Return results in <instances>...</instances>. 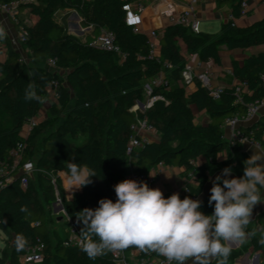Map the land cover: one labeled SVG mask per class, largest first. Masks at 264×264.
<instances>
[{
  "label": "trees",
  "instance_id": "1",
  "mask_svg": "<svg viewBox=\"0 0 264 264\" xmlns=\"http://www.w3.org/2000/svg\"><path fill=\"white\" fill-rule=\"evenodd\" d=\"M237 1L232 13L235 18L242 15L241 0ZM121 5V0H26L20 9H30L33 23L26 26L27 39L23 47L31 51L35 63L21 61V54L9 37L3 41L7 55L0 61V160H9L11 149L24 141L27 144L25 160L32 161L37 150L34 131L40 133L42 153L36 163L40 186L31 177L28 187L23 189L17 178L0 190V228L8 236L0 264H20L21 256L38 237L46 244L40 264H116L112 253L90 260L81 247L65 245L67 226L58 228L54 232L56 240L52 239L47 230V206L55 207L58 199L53 177H56L66 213L76 219L75 214L83 208H97L100 199L115 202L114 185L134 179L133 171H150L160 161L168 165L183 164L184 175L196 169L198 183L191 187L189 195L179 194L181 199L199 197L210 172L231 166L238 178L244 174L243 162L250 155L240 145L230 146L224 137L223 125L227 117L243 113L247 103L264 96V51L250 55L242 64L233 62L235 77L248 86V91L242 94L243 103H236L234 86L225 87L218 100L200 81H194L195 88L188 92L182 75L186 63L184 51L196 55L202 62L219 63L224 45L243 50L264 45V20L240 27L234 26L230 19L216 34H194L182 25L168 26L160 38L161 57L157 60L149 57L148 36L135 33L133 27L126 24ZM66 8L76 9L83 23L94 27L96 35L81 40L70 33L56 19V13ZM103 28L115 32L116 41L126 55L124 59L89 46L90 40ZM49 59L56 60V68L47 67ZM166 62L170 67L164 66ZM60 69L66 71L69 85L64 84ZM161 72L166 75L169 87L154 86L152 96L161 95L164 99L156 100L150 108L135 109L139 102L145 101V83ZM55 79L61 82L60 97L51 103L46 120L25 137L22 129L26 121L36 116L43 106V103L24 99L27 84L34 82L45 100L48 87ZM194 108L209 114L210 121L197 123ZM145 117L154 124L160 138L145 143L129 156L127 148L133 135L132 126ZM244 131L262 146L264 117ZM223 152H227L228 158L220 160ZM191 159L199 161L198 164L191 165ZM66 161L87 164L97 174L92 177V184L75 192L71 202L66 201L65 186L59 174L67 171ZM210 195L211 192L200 208L206 215L214 211V204H208ZM24 205L28 213L20 212ZM257 220L264 228V211ZM16 234H23L28 242L20 252L13 243ZM258 240L255 236L244 247L260 252L264 247ZM245 248L232 250L229 260L238 264L236 258Z\"/></svg>",
  "mask_w": 264,
  "mask_h": 264
},
{
  "label": "clouds",
  "instance_id": "2",
  "mask_svg": "<svg viewBox=\"0 0 264 264\" xmlns=\"http://www.w3.org/2000/svg\"><path fill=\"white\" fill-rule=\"evenodd\" d=\"M7 38L6 25L0 23V41ZM24 99L44 102L34 82L27 84ZM243 163L242 177L228 178L233 171L229 166L212 181L208 200L210 206L214 204L211 215L200 211L199 199H181L179 193L165 198L161 189L134 179L117 183L115 202L103 198L97 208L85 207L75 214L77 223L83 224L81 250L90 260L135 248L145 254L156 253L164 258V264H229L233 245H243L257 235L249 225L253 209L264 202V150L259 149ZM65 164L67 171L60 175L69 192L92 184V177L97 176L87 164ZM20 212L28 213L27 206H21ZM259 232L258 243L264 245V228ZM13 243L20 252L28 242L23 234H16Z\"/></svg>",
  "mask_w": 264,
  "mask_h": 264
},
{
  "label": "built area",
  "instance_id": "3",
  "mask_svg": "<svg viewBox=\"0 0 264 264\" xmlns=\"http://www.w3.org/2000/svg\"><path fill=\"white\" fill-rule=\"evenodd\" d=\"M26 0H16L11 2L0 1V13L5 14L8 18L19 26V33L17 36H8L11 43L20 52L23 42L27 39L26 25H22L21 14L23 11L20 9L22 2ZM209 0H121L122 10L126 14V24L133 27L135 33H145L149 38V57L160 60V38L164 29L171 25H182L188 28L192 33L199 34L201 31V19L199 15V5ZM247 3L243 2L242 15L246 12ZM233 25L235 24V17L230 16ZM0 23L4 24L0 17ZM3 41H0V45ZM89 46L101 49L106 52H112L119 55L121 59L125 58V53L122 47L116 41V34L108 28H103L99 34L90 40ZM186 63L183 70L184 83L188 87L194 81H200L202 86L216 99H220L223 92V86H216L214 83V76L210 68L205 62L198 61L195 63L196 55L187 53ZM21 61L26 62L27 59L21 56ZM49 68H56V60L49 59L46 63ZM165 67H170L169 63L164 64ZM197 69L195 71L194 69ZM61 82L58 79L51 81L48 87V98L51 101L58 100L60 97L59 87ZM164 85L169 87V81L166 75L161 72L157 77L151 80V84H147V93L149 101L145 105L146 108L153 106L154 102L158 99H164L163 96H152L154 86ZM236 88L237 99L236 103H243V92L248 91L246 83L239 82L234 85ZM188 91V89H187ZM264 107V96L255 101L246 104L243 113H237L225 119L224 128L230 130L228 136L230 146L242 145L248 141L260 146V143L248 137L242 125L251 123L259 114L261 108ZM40 112L28 119L22 129V134L28 137L35 127H37L43 120ZM133 135L130 139L127 154L131 156L132 152L144 146L145 143L151 142L150 134L156 132L154 124H152L147 117L138 119L132 126ZM22 145V147H20ZM27 144L24 141L18 142L10 151L9 160H0V190L12 183L17 177L20 176V186L26 189L29 185L32 174L37 170L34 162L25 160ZM191 165L198 164L196 159L190 160ZM167 164L160 161L153 169L154 171H162ZM151 174V175H150ZM132 177L137 181L146 182L149 187L154 188L156 182V173L153 171L148 172H132ZM199 176L196 169H191L187 173V185L183 189L181 195H189L191 187L198 182ZM52 183L58 197L56 204L62 203L56 177L52 178ZM187 189V191L185 190ZM64 212L65 209L63 210ZM68 215V214H67ZM37 223L36 225H38ZM82 223H77V219H69L68 223V237L65 241L67 246L80 245V231ZM46 248L45 242L41 237H38L36 242L28 247L27 251L21 256L20 264H40L44 258V251ZM116 264H164V258L158 256L156 253L145 254L139 252L135 248H129L117 255H113ZM215 264V262H213Z\"/></svg>",
  "mask_w": 264,
  "mask_h": 264
},
{
  "label": "crops",
  "instance_id": "4",
  "mask_svg": "<svg viewBox=\"0 0 264 264\" xmlns=\"http://www.w3.org/2000/svg\"><path fill=\"white\" fill-rule=\"evenodd\" d=\"M237 2H238L237 0H235V1L223 0L222 2L219 0H209L205 3H201L198 7L199 8L198 9L199 15H200V19H201V24H202V22L215 21L217 30H212V31H214V32L218 31L217 33H220L223 23H225L226 21L229 20L230 16L233 13L234 5ZM243 2L247 3L246 12H245V14L235 18L236 26L249 27V26L256 24L259 21L264 20V0H241V6H240L241 9L243 8ZM0 17L2 18L4 25H6L8 36H17L19 33V29H20L19 26L17 24H15L14 22H12L8 18V16H6L3 13H0ZM74 17H76V18L78 17L79 21H81V23L83 24L82 17L76 9L66 8V9L60 10L56 13V19L62 25H64L70 33H73V34H74L73 30L70 29V27H68V25L65 23V21H69L70 19H72ZM20 18H21L20 23L22 25L25 24L26 26H29L30 24L33 23V19L30 16V9L29 8L25 9L22 12ZM83 32L86 34V38L90 35H92V36L96 35V33L94 31V27L88 26V25L84 26ZM207 33H209V32H207ZM84 40H86V39H84ZM261 51H264V45L252 47V48H249L246 50L230 49L225 45L222 46L221 47V53H220L221 54L220 62L216 63L215 61L210 60L209 62L206 63V65L210 68L211 72L213 73L215 85L216 86H223V87H230V86H234V85L238 84L240 81L234 75L233 62L236 61V62H239L240 64H242L245 61V59L248 58L250 55L256 54V53L261 52ZM184 53L187 54L188 52L184 51ZM20 54H21V56L25 57L28 62L35 63V61H36L35 57L31 53V51H29L25 47L21 46ZM6 55H7V51L5 48V43L3 42V44L0 45V61H3L6 58ZM194 61H195V63H197L199 61V58L196 56ZM194 70L197 71L196 68ZM64 72H65L64 69H60L61 75ZM0 77H1V75H0ZM64 84L69 85L67 77H66V80L64 81ZM194 88H195V83L193 82L192 84H190L187 87L188 92H191ZM50 105H51V101L47 97L44 100L43 106H42L41 111H40V113L43 116H45V114H46V111L44 110V108L48 109V108H50ZM137 108L142 109L143 107L138 103V105L135 107V109H137ZM144 109L145 108H143V110ZM194 114H195L197 123L206 124L210 121V116L206 112H199L196 108H194ZM46 117H45V119H46ZM263 117H264V107L261 108L258 116L251 123L242 125L243 129L249 127L250 125L257 122L259 119H261ZM223 132H224V136L226 138H228V136L230 135V130L228 128L223 127ZM149 137H150L151 141H156V140H159L160 134L156 131L155 133L150 134ZM263 141H264V136H263ZM240 146L250 156L252 154H254L255 152H258L259 149L264 150V143L262 146L261 145L258 146L255 143L248 141L246 143H243ZM256 147L259 149H257ZM223 156H228L227 152L221 153L219 155V159L225 160ZM153 168L151 169V171L156 173V182H155L154 188L161 189L163 194H164V197L168 194H173V193H179L181 195V193L183 192V189L185 188V186L188 183L186 180L187 174L184 175V171L186 170V168L183 164H176V165H170V164L168 165L167 164V166L162 171H159V172L154 171ZM222 170L223 169H219V170L210 172L209 173V179L205 183L204 190L202 191L201 195L199 197H196L193 199H199V200L203 201L206 197H208V195L210 194V189L212 188V185H213L212 181L215 179L216 176L222 174ZM60 177L63 181L64 186H65L66 201L71 202L74 198L75 192L78 190H73L72 192H69V186L66 184L64 178L61 175H60ZM230 178H238V175L236 174V172L234 170L232 171ZM197 183L195 185H197ZM263 195H264V191H263ZM263 211H264V202L255 206V208L253 209V215H252L253 222L252 223H259L260 224V222L257 220V217ZM63 213H64L63 215H60L57 217L58 220L66 219L69 223V216L67 215L66 212H63ZM68 223H67V228H68ZM60 227L56 226L55 229L57 230ZM189 264H191L190 261H189ZM238 264H240V263H238Z\"/></svg>",
  "mask_w": 264,
  "mask_h": 264
},
{
  "label": "rangeland",
  "instance_id": "5",
  "mask_svg": "<svg viewBox=\"0 0 264 264\" xmlns=\"http://www.w3.org/2000/svg\"><path fill=\"white\" fill-rule=\"evenodd\" d=\"M65 23L68 25V27H70V29L73 30L74 34L77 35L78 37H80L81 40L86 39V34L83 32L84 31V26H87L86 24H82L81 21H79L78 17H74L72 19H70L69 21H65ZM72 26V27H71ZM216 23L215 21H208V22H202L201 24V31L202 32H209V33H217L218 31L214 32L212 30H217L216 29ZM64 81L66 80L67 74L66 71L62 74ZM151 84V81H148L145 83V101L144 103L147 104V102L149 101V95L147 93V84ZM143 109V108H142ZM44 110L46 111L45 117L48 116L49 113V108H44ZM47 118V117H46ZM46 120V119H45ZM43 120L41 122V124L45 121ZM40 133H38L37 131H34L33 133V141L36 145V153L34 155L33 158V162L34 165L37 167L36 163H38L40 157H41V153H42V146L40 144ZM43 169V168H42ZM44 171V169H43ZM131 171L132 168H131ZM40 170L37 167V170L32 174V179L34 180L35 183H37L38 186H40V182L38 180V176H39ZM63 204L59 203L57 204V207ZM47 209L49 210V215H48V220H47V228L49 230V233L52 237L53 240H56L55 238V227H66L68 221L66 219H61L58 220V216L63 215L64 211H60V212H56L55 209L56 207H53L50 209V206H47ZM62 213V214H61ZM251 230L252 229H256L257 230V237L260 239L261 233L259 232L260 228H263L259 223H252L250 225ZM7 234L0 228V257L3 254V250L7 248ZM250 241V240H249ZM249 241L243 245H233V250H238L241 248H245L244 245L248 244ZM264 247V245H263ZM258 259V264H264V248L263 250H261L260 252H256L254 250L253 247H246L244 253L236 258V261L240 264H243L244 262H247L248 264H255L256 260ZM229 264H235L232 260H229Z\"/></svg>",
  "mask_w": 264,
  "mask_h": 264
},
{
  "label": "water",
  "instance_id": "6",
  "mask_svg": "<svg viewBox=\"0 0 264 264\" xmlns=\"http://www.w3.org/2000/svg\"><path fill=\"white\" fill-rule=\"evenodd\" d=\"M139 104H140L143 108H145V104H144L143 102H139ZM17 178H20V176L17 177ZM17 178H16V179H17ZM54 206L56 207V209H55L56 212H60V211H63V210H64V207H63L62 205H60V206L57 207V204H54ZM213 262H214V261H213ZM243 264H248V263H247V262H244ZM255 264H258V259L256 260Z\"/></svg>",
  "mask_w": 264,
  "mask_h": 264
}]
</instances>
